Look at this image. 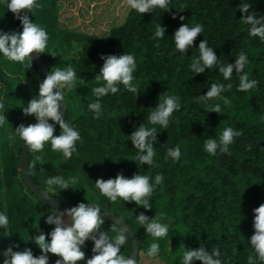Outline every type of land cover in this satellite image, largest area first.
<instances>
[{
  "label": "trees",
  "instance_id": "obj_1",
  "mask_svg": "<svg viewBox=\"0 0 264 264\" xmlns=\"http://www.w3.org/2000/svg\"><path fill=\"white\" fill-rule=\"evenodd\" d=\"M8 2H0V31L21 32L20 19L8 10ZM245 2L252 5L247 14L239 10L242 0H170L167 9L156 8L152 13L141 14L131 9L124 23L95 34L58 23L49 31L53 48L46 51L59 52L56 47L61 43L79 50H69L60 59L48 53L39 54L49 72L54 67L69 65L76 70V88L63 90L68 105L64 119L80 133L83 142H77V152L71 159L53 152L50 142L42 153L30 152L32 179L59 201L72 206L97 204L124 220L141 243L143 254L139 255L138 264H182L181 244L192 250L203 246L208 252L219 248L224 264H247L248 256L256 255L251 245L255 232L254 209L264 204V42L258 36H250V25L241 19L252 13L257 18L264 16V0ZM183 23L189 26L199 23L204 29L186 54H181L174 45V33ZM157 24L166 28L163 39L154 38ZM204 39L223 63L235 64L243 51L249 59L244 71L250 80L259 81L258 86L248 92L238 91L236 70L230 80H225L219 73V65L202 74L194 73L189 65L193 56L199 57V44ZM124 53L135 57L137 70L133 84L140 94L137 97L119 84L120 90L115 95L109 93L99 98L101 115L96 118L88 105L98 99L91 89L99 86L94 79L104 64L101 56ZM27 63L9 61L0 54V101L5 103L9 122L0 128V212L9 217L7 228H0V253L19 245L13 251L30 248L38 258L43 253L34 243V237L42 231L51 241L50 233L55 225L46 221L54 209L42 203L22 179L19 155L23 141L19 136L15 142L8 139L21 124L27 126L36 120L22 110L31 99L39 97L33 73L40 76L33 64L29 68ZM80 78L83 83L79 82ZM213 83L232 85L231 90L221 93L231 100L230 105L225 106L223 100L215 98L207 103L197 102L196 98L206 95ZM165 93L178 96L181 104L172 114L167 129L146 119ZM216 103L221 106V114L208 113L207 107ZM142 124L157 129L152 166L132 161L138 150L130 136ZM54 127V135L59 136L60 126ZM226 127L242 131L243 135L234 138L228 153L208 154L204 150L205 140L218 139ZM177 145L181 149L180 159H165L167 149ZM34 155H43V162L32 167ZM120 173L126 178L134 174L151 178L152 210L119 198L114 204L95 188L98 179H115ZM157 174L164 177L160 185H155ZM56 175L65 179L76 176L79 182L67 190L57 187L48 191L45 180ZM161 212L166 217L161 222L169 226V232L164 238H154L147 235L136 217L143 213L154 219ZM104 220L101 231L114 235L113 223ZM152 242L161 246L156 258L146 255ZM93 248V241H86L82 248L85 260L78 264H86L92 258ZM131 252L132 243L128 239L121 254L128 257ZM48 257L49 264L60 259L51 253ZM4 259L0 254V264ZM193 264L203 262L193 261ZM257 264L264 262L257 258Z\"/></svg>",
  "mask_w": 264,
  "mask_h": 264
},
{
  "label": "clouds",
  "instance_id": "obj_2",
  "mask_svg": "<svg viewBox=\"0 0 264 264\" xmlns=\"http://www.w3.org/2000/svg\"><path fill=\"white\" fill-rule=\"evenodd\" d=\"M170 0H126V4L130 9H134L141 14L152 13L156 8L167 9ZM36 0H9L7 7L13 14L21 20L23 31L5 33L0 31V54L7 60L19 62L32 67V54H45L55 57L57 53L48 52L49 36L46 29L35 22H32L28 16H21L20 13L27 9L32 12L33 8L39 7ZM252 8L251 3L242 0L240 11L247 14ZM181 20L184 17L180 18ZM243 23L250 25L249 35L259 37L264 42V16L257 18L252 13L241 19ZM203 25L197 23L189 26L183 23L174 33V45L181 54H186L193 47L195 40L203 32ZM166 28L161 24L155 26L154 38L163 39L165 37ZM159 45L157 44V47ZM104 64L100 69V73L95 76L94 81L97 85L91 89L92 95L97 97L96 101L89 103L88 108L94 112L96 118L101 115L102 105L99 98L108 95H115L120 89L119 84H123L125 89L139 96V90L134 86V73L137 70L136 60L132 54L108 55L101 56ZM248 56L241 51L235 61V64L223 63L218 59L213 48L208 46V41L204 39L199 44V57H192L190 69L196 74H202L206 69H213L219 65V73L223 75L225 80H230L233 76V70H236L239 76L238 91L248 92L258 86L259 81L250 80L249 75L244 71L248 64ZM80 83L84 80L80 78ZM78 83L76 70L72 66L54 67L46 79L39 85V97L33 98L22 108L26 116H34L38 123L29 124L27 126L21 124L15 129V134L8 136L9 140L15 142L16 136L25 143V146L33 154L42 153L47 142L51 143L53 152H60L65 159H71L73 153L77 152V142H83L80 133L66 122L62 117L60 108L61 101H65L64 89L72 90L76 88ZM232 85L213 83L206 95H200L196 98L197 102H205L213 98L223 100L225 106L231 104V100L223 97L221 93L225 90H231ZM54 89L59 91L54 92ZM181 107L180 98L167 93L162 94L159 98L157 107L150 110L147 121L152 125H160L167 129L170 118L175 111ZM208 113L221 114V106L219 103L207 107ZM49 120L55 121L61 128L59 136L54 135L55 127L49 123ZM9 123L5 113V103L0 101V128L5 127ZM179 123V120L176 121ZM242 131H236L232 127H226L217 138H207L204 142V150L211 155H216L217 151L221 153L229 152V145L234 143V138L242 136ZM135 149L138 150L137 155L132 160L139 164L152 166L156 151L154 142L157 141L156 127L148 128L142 124L130 136ZM249 150L251 146L249 145ZM172 158L178 161L181 157L180 146L168 148L165 159ZM43 162V155H34L32 167L37 163ZM164 177L162 174L155 176V185L162 184ZM148 175L134 174L132 178H126L122 173L118 174L115 179H98L95 182V188L99 190L102 196L107 197L112 203H116L118 198L125 202H135L137 206L146 210H152L150 197L154 191V185L150 182ZM79 182L78 177L73 176L65 179L63 176H51L45 180L48 191L55 188L67 190L70 185ZM72 188V187H71ZM74 189V188H73ZM87 193V189L85 188ZM46 197H50L46 194ZM87 199V195L85 197ZM52 211L47 217L46 223L55 225L50 233L51 241L49 242L46 234L42 231L34 237V243L42 250V255L38 258L34 256L30 248L22 251H13L10 246L6 251L0 253L5 259L3 264H49L48 254L51 253L60 257L56 260V264H78L85 260V252L82 248L86 241L92 240L94 243L93 256L87 259L86 264H137L136 260L131 256L126 257L121 254V248L129 239L128 228L118 227V223H113L111 233L101 231L105 220L101 215V207L97 204L79 203L78 206L72 207L65 212ZM254 235L251 237V245L255 250V256L249 255L247 264H257V258L260 262H264V204L254 209ZM69 219L65 221L64 216ZM163 212L156 213L154 219H150L143 213L136 217L137 222L146 229L147 235L154 238H164L169 232V226L161 221L164 220ZM119 222L122 220L119 219ZM9 217L5 212H0V228H7ZM160 244L152 242L146 255L149 258H156L160 253ZM182 249V264H193V261H202L203 264H224L220 259L221 251L219 248H212L211 252L201 247L198 250L187 248L184 244L180 245ZM143 253L139 252V255Z\"/></svg>",
  "mask_w": 264,
  "mask_h": 264
},
{
  "label": "crops",
  "instance_id": "obj_3",
  "mask_svg": "<svg viewBox=\"0 0 264 264\" xmlns=\"http://www.w3.org/2000/svg\"><path fill=\"white\" fill-rule=\"evenodd\" d=\"M36 2L40 6L30 11L29 19L44 27L48 36L49 31L56 28L58 23L71 29L80 28L85 32H90L91 27H95L97 33L108 31L121 21L127 7L126 0H36ZM48 48H53V40L50 37Z\"/></svg>",
  "mask_w": 264,
  "mask_h": 264
},
{
  "label": "water",
  "instance_id": "obj_4",
  "mask_svg": "<svg viewBox=\"0 0 264 264\" xmlns=\"http://www.w3.org/2000/svg\"><path fill=\"white\" fill-rule=\"evenodd\" d=\"M29 14H30V10H27V9L23 10L20 13L21 16L26 15L28 16V18H29ZM20 31L21 32L23 31L21 20H20ZM31 58H32L33 66L35 67L37 73L39 74L40 78L43 81L44 79H46V77L48 76L50 72L48 71L47 67L45 66L39 54L33 53ZM56 91H59V90L54 89V92ZM60 104H61L60 112H61L62 117L64 118L68 111V105H67L66 99L65 101H61ZM34 123H38V121L35 120L32 124ZM49 123L52 124L53 126L56 124V122L52 120H49ZM29 153H30L29 149L27 148V146H25V143L23 142V146H22V149L19 155V161H20V167H21L20 168L21 176H22V179L25 185L29 189L34 191L38 199L51 209H54L60 212H65L66 210L71 209L72 207H75V206H72L62 201L57 200L51 194H49L46 190H44L41 186H39L38 184L34 182L31 176L30 168H29ZM46 194L50 197L47 198ZM100 207H101V215L104 219L112 223H118L117 225L118 227L122 226V227L128 228V236L132 243L131 255H132V258L135 259L138 264L139 252L141 249V243H140L139 238L124 220L117 217L115 214L111 213L110 211L103 208L102 206ZM119 219L122 220V222H119Z\"/></svg>",
  "mask_w": 264,
  "mask_h": 264
},
{
  "label": "rangeland",
  "instance_id": "obj_5",
  "mask_svg": "<svg viewBox=\"0 0 264 264\" xmlns=\"http://www.w3.org/2000/svg\"><path fill=\"white\" fill-rule=\"evenodd\" d=\"M130 11H131V9L127 6L126 9H125V11L123 12L121 21H119L118 23H116L113 26H119L122 23H124V21H125V19L128 16V14H129ZM56 48H58V50H59V52H56L57 53L56 58L57 59H60L64 55H66L69 50L72 51L74 48H76V46H74V45H72V46L71 45L65 46L64 43H61ZM76 50H79V48H76ZM33 76H34V82H33V84H35V85L37 84L39 86V84H40V77H38L35 73H33ZM56 214H59V213H56ZM63 219L65 221H68L69 218L67 216H64Z\"/></svg>",
  "mask_w": 264,
  "mask_h": 264
},
{
  "label": "built area",
  "instance_id": "obj_6",
  "mask_svg": "<svg viewBox=\"0 0 264 264\" xmlns=\"http://www.w3.org/2000/svg\"><path fill=\"white\" fill-rule=\"evenodd\" d=\"M89 33L95 34L97 33V29L95 27H91V31Z\"/></svg>",
  "mask_w": 264,
  "mask_h": 264
}]
</instances>
